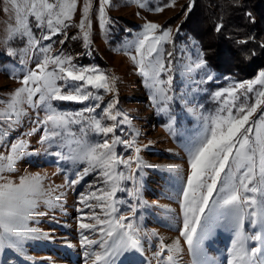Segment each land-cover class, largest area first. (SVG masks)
<instances>
[{"label":"snow or ice","instance_id":"6c2138e0","mask_svg":"<svg viewBox=\"0 0 264 264\" xmlns=\"http://www.w3.org/2000/svg\"><path fill=\"white\" fill-rule=\"evenodd\" d=\"M7 2L11 9L2 10L14 13L15 26L7 27L5 36L0 38V43L5 44V54L11 57L23 54L27 57L31 49H36L42 54V59H37L34 68L18 77L23 85L21 88L15 90L10 98H0V106H4L0 108V148L6 144L5 132L15 130L26 115L21 105L27 104L32 109L42 108L45 116L43 119L33 120L35 127L32 129L33 133L44 129L40 143H47L49 147L52 145L69 147L68 159L73 163L86 161L88 164L82 173L75 174V179L68 180L70 187L80 183L90 172H95L99 168L98 174L104 180L105 186L112 184L109 195L117 190L126 191L124 188H117L115 180L132 179V176L124 177L123 173L116 169L123 165L131 170L133 162L139 168L141 161L139 157L135 161L131 157L124 159L117 156L114 151L117 145L131 149L134 141L114 135L109 142V134H113L121 127L126 118L121 117L118 120L119 112L112 115L114 102L101 107L103 97L98 94V90H111L106 76L99 73L97 68L73 64L71 57L62 53L54 57L49 56L53 37L68 27L61 17L71 15L76 7L75 0L51 2L7 0ZM108 2L109 0H101L100 3L99 17L102 27L105 24V5ZM89 7L90 5L85 2L84 19L79 24L81 29L86 27V22L87 27L91 26L88 19ZM155 10L162 11V8ZM53 15L55 20L52 18ZM249 17L251 19L250 14ZM33 24L35 29L42 32L39 39L33 32ZM159 27L155 23L146 24L145 31L137 36L131 46L141 57L138 69L145 77V86L150 90L153 105L168 117V127L171 131L177 122L172 105L183 102V110L196 115L189 94L191 93L194 99L195 93L201 90L200 85L212 82L214 77L206 71V60L202 58V52L193 60L186 45L177 48L176 41L170 39V29L161 30L159 35H152ZM222 27L223 25H218L216 30L219 31ZM15 40H21L27 47L12 48L10 45ZM41 41L50 43L41 46ZM84 41L87 44V32L84 34ZM65 42L64 39L59 40L61 45ZM168 43L173 45L172 50H166L164 47ZM184 57H187V60H184ZM49 64L53 65L51 70L48 69ZM174 72H178L188 81L187 90L179 95L172 87ZM200 72H204V75L200 76ZM58 81L62 83H57ZM89 85L97 92L89 91ZM253 85L264 86V71L259 73L256 80L248 82L247 87L244 84L238 85L246 92H255L257 97H264V90L256 91ZM214 99L222 100L221 107L215 116H198V119L203 121L202 131L186 145L191 170L180 193L183 219L182 227L178 229L179 235L183 237L188 251L192 253L194 264H215L208 256L207 248L213 241L215 229L230 226L236 235L232 243L230 253L232 259L229 264H264V111L250 121V117L257 112V106L264 104V100L257 99L251 107L237 104L236 100L239 97L235 96L231 89L217 91ZM53 101L95 103L87 105L81 111L65 112L54 107ZM97 109H100V113L85 119V113H96ZM36 115L39 116V113ZM105 120H111L113 123L110 126L102 123ZM71 125H79L81 139H75L70 133ZM89 132L102 135L105 139L100 144L89 143L86 140ZM69 138L79 149L76 155L72 154L71 145L65 143ZM7 147L11 155H0V172L5 169L11 171L14 162L28 154L26 150L29 145L24 139L7 144ZM99 149L104 151L97 156ZM136 151L139 152L140 149L136 148ZM5 160L6 165L2 163ZM40 180L39 176L22 177L19 184L14 185L10 182L0 184V252L13 251L19 254L26 240L39 239L43 235L37 234L27 225V221L34 216L38 200L46 195ZM99 191L102 189L98 187L95 192L84 195L81 202L91 208L88 200L90 197L97 199L96 192ZM44 203L49 207L54 206L51 199L45 200ZM56 203H59V197L56 198ZM106 204L105 200H97V206L101 208L105 219H100L93 211L91 218L96 221L95 223H79L81 245L87 249L95 246L102 250L86 252V255L93 259V264L101 262L116 264L117 260L127 253L143 251L139 226L132 222L131 217L124 215H116L115 220H110L109 217L114 216L118 209L111 205L112 210L109 213ZM132 211L135 212V209ZM245 220L248 221L249 227L259 226L260 231L247 234L244 231ZM95 234L100 238H90V235ZM143 235L149 236L148 233ZM150 236L159 240L157 250L153 253L158 264H176V258L171 253H181L180 240L177 239L171 244L165 243L155 231L151 232ZM247 242H257L260 246L246 247ZM165 253H169L166 258ZM0 264L7 262L3 261Z\"/></svg>","mask_w":264,"mask_h":264},{"label":"rangeland","instance_id":"374dc122","mask_svg":"<svg viewBox=\"0 0 264 264\" xmlns=\"http://www.w3.org/2000/svg\"><path fill=\"white\" fill-rule=\"evenodd\" d=\"M85 2L90 5L88 19L91 26L87 27L86 22V27L81 29L79 24L84 19ZM100 3L101 0H75L76 7L71 15L61 17L68 27L64 28L61 34L53 37L49 56L54 57L62 53L64 56H70L73 64L86 68H97L99 73L106 76L111 90H98V94L103 97L101 107L114 102L112 115H117L119 112L118 120L121 117L126 118L121 127L117 128L113 134H109V142L114 135L134 141L131 149L117 145L114 151L117 156L124 159L131 157L135 161L139 157L141 167L137 168L135 162L131 170L123 165L118 166L116 169L118 172H122L124 177L131 175L132 179H116L115 186L124 188L126 191L117 190L112 195L108 194L112 191V184L105 186L104 180L98 174L99 168L95 172H90L80 183L70 187L68 180L75 179L77 172L82 173L83 169L88 166L87 162L73 163L71 159H68L69 147H57L56 145L49 147L47 143L41 144L44 129L41 128L34 133L32 129L35 127L33 120L44 118L43 109H32L27 104L21 105L26 115L15 130L5 132L6 144L0 148V155H11L7 144L19 139L28 142L29 147L26 150L28 154L15 161L11 171L5 169L0 172V184L4 182L19 184L22 177L39 176L41 178L40 183L46 195L38 200L34 216L27 221V225L37 234L43 235L39 239L26 240L19 254L13 251L0 252V262L6 261L7 264H93V259L89 258L86 252L90 250L101 252L102 250L95 246L87 249L81 245L79 223H95L96 221L91 218L93 211L99 215L100 219H105L101 208L97 206L99 199L107 201L105 207L109 213L112 210L111 205L118 209L114 216L109 217L110 220H115L116 215L131 217L132 222L139 226L142 233V253H127L121 256L116 264H158L153 253L157 250L159 240L157 237L150 236L153 231L158 237L163 238L165 243L171 244L177 239L180 240L181 253H171L176 258V264H194L193 255L188 251L187 244L179 235L178 229L182 227L183 219L180 193L191 170L186 145L190 144L203 128V121L198 119V116H215L222 105V100L214 99V95L217 91L224 89H231L233 94L239 97L236 103L245 104L247 107L253 106L257 99L264 100V97H257L255 92H246L245 89L238 87L239 84L247 87L248 82L256 80L259 73L264 71V46L263 51L258 53V57L253 61L248 59L242 62L244 64L239 61L233 62L241 73L240 78L217 74L206 62V71L211 73L214 79L212 82L200 85L201 90L195 93L194 99L192 94H189V99L192 100L191 106L195 108L196 115L183 110V102L173 104L172 108L177 116V122L170 131L168 117L153 105L150 90L145 86V77L138 69L141 57L131 45L137 36L145 31L146 24L155 23L160 27L154 30L152 35H159L161 30L170 29V39L176 41V47L186 45L191 58L195 60L202 52L200 43L195 36L181 27L192 8L193 1L109 0L105 5L103 27L99 17ZM4 8L11 9V5L7 0H0V38L5 36L7 27L15 26L14 13L3 11ZM156 8H162V11H156ZM52 18L55 20V15ZM32 26L35 36L39 39L42 35L41 30L35 29L34 24ZM177 30H179V35H177ZM85 32L88 34L87 44L84 41ZM61 39L66 41L63 45L59 43ZM259 42L264 45V40H258ZM48 43L50 42L41 41V46ZM10 46L15 49L27 47L21 40L13 41ZM164 47L166 50H172L173 45L168 43ZM223 56L227 57L231 63L230 58L233 59V57L227 53ZM202 58L204 59L203 56ZM37 59H42V54L36 49H31L27 57L23 54L11 57L5 54V44L0 43V98H10L15 90L23 86L18 77L34 68ZM183 59L187 60V57ZM52 68L53 65L49 64L48 69ZM9 73L12 75L10 76ZM199 75L203 76L204 72H200ZM173 76L172 87L176 94L184 93L187 90V78L182 77L178 72H174ZM57 83H62V81ZM253 88L256 91L264 90V86L261 85H253ZM88 90L97 92L90 85ZM62 91L66 90L62 89ZM91 103L95 102L53 101L54 107L65 112L81 111ZM2 107L4 106H0ZM261 111H264V104L257 106V112L250 117V121L256 119ZM37 113L39 116L36 115ZM98 113L100 109H97L96 113H85V119L89 116H96ZM233 115H235V109H233ZM102 123L110 126L113 121L105 120ZM69 131L75 139H81L79 125H71ZM104 139L102 135L92 132H89L86 137L87 142L93 144H100ZM65 143L71 145L73 155L79 153L77 146L72 144L71 138ZM136 148L140 151L137 152ZM103 151L99 149L97 156ZM2 163L6 165L7 160ZM165 169H173V171ZM98 187L102 191L96 192L97 199L90 197L88 204L92 207H86L81 202L82 197L95 192ZM57 197H59L58 204L56 203ZM48 199L53 201L54 206L49 207L44 203ZM132 209H135V212ZM104 226L107 227V224ZM244 231L251 234L260 231V228L259 226L249 227L248 221L245 220ZM222 232L230 235L231 238L236 235L230 226L215 229L213 241L207 248V254L215 261V264H229L232 259L230 255L232 246L228 244L229 237L225 238ZM143 233H148L149 236H144ZM90 238L99 239L100 237L95 234L90 235ZM247 246L260 245L257 242H247ZM167 255L169 253H165V258Z\"/></svg>","mask_w":264,"mask_h":264},{"label":"trees","instance_id":"16d2710c","mask_svg":"<svg viewBox=\"0 0 264 264\" xmlns=\"http://www.w3.org/2000/svg\"><path fill=\"white\" fill-rule=\"evenodd\" d=\"M192 1V8L181 27L198 40L204 60L213 71L240 78L241 73L233 62L253 61L263 51L264 45L258 40H264V0ZM218 25H223L219 31L216 30ZM225 53L233 57L231 63L223 56ZM223 235L229 237L228 244L232 246L235 235L232 238Z\"/></svg>","mask_w":264,"mask_h":264}]
</instances>
